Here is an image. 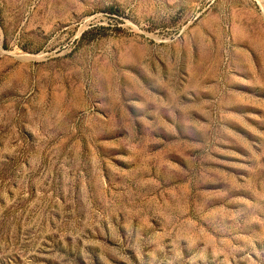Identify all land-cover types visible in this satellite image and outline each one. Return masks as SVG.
Returning a JSON list of instances; mask_svg holds the SVG:
<instances>
[{
	"label": "rangeland",
	"instance_id": "rangeland-1",
	"mask_svg": "<svg viewBox=\"0 0 264 264\" xmlns=\"http://www.w3.org/2000/svg\"><path fill=\"white\" fill-rule=\"evenodd\" d=\"M0 264H264V0H0Z\"/></svg>",
	"mask_w": 264,
	"mask_h": 264
}]
</instances>
